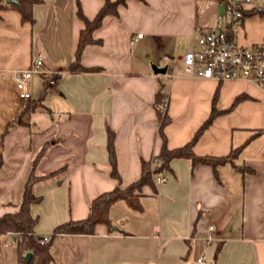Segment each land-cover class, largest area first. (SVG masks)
<instances>
[{"label":"crops","instance_id":"obj_1","mask_svg":"<svg viewBox=\"0 0 264 264\" xmlns=\"http://www.w3.org/2000/svg\"><path fill=\"white\" fill-rule=\"evenodd\" d=\"M224 2L126 0L92 33L99 42L82 50L80 64L98 71L78 74L68 71L83 28L77 9L92 19L104 0H42L33 7V24L22 23L13 9L0 12V216L17 210L45 145L37 173L63 171L34 186L36 236L86 218L98 195L135 182L141 162L156 157L162 145L157 91L167 96L168 149L184 146L207 120L192 147L196 156L223 157L239 148L215 171L171 160L164 183L110 205V229L98 224L90 235L55 236L50 264H264V93L247 81L195 79L182 71L197 31L215 26L226 14ZM235 38L246 47L261 43L264 14L241 19ZM36 53L43 58L39 75L50 77L41 102L49 112L33 103L42 83L37 98L29 91L26 102L12 79ZM153 65L166 67L165 74H154ZM47 97L54 98L50 107ZM108 131L118 179L110 175ZM8 238L0 239V264H17Z\"/></svg>","mask_w":264,"mask_h":264},{"label":"trees","instance_id":"obj_2","mask_svg":"<svg viewBox=\"0 0 264 264\" xmlns=\"http://www.w3.org/2000/svg\"><path fill=\"white\" fill-rule=\"evenodd\" d=\"M18 2L6 3L5 0H0V12L5 9H13L17 11L20 15V21L22 23H34L33 18V7L35 5L42 4V0H17ZM126 0H104L102 7L98 10L92 19H87L83 16L81 10L77 9V16L83 22V28L80 30L78 35V41L76 50L74 53V61L68 65V71L72 74H78L83 72L98 71L96 68H87L80 64V56L82 50L85 46L90 44L98 43L92 37V33L98 29L102 23V20L108 15H116L117 8L119 5L125 4ZM225 9H228L229 4L227 0L224 2ZM257 14L254 10H242V19L246 16H251ZM50 77H42L43 90L35 101L36 104L40 106L42 111L49 112L41 102L45 97L46 91L48 89V79ZM243 97L239 95L235 98L233 105L237 104ZM167 96L166 94L157 91L154 99V109L156 110L159 126L158 134L162 139V145L158 155L152 158L150 161L141 162V171L139 178L128 185L125 188L115 187L113 190L104 192L94 198L90 204L88 214L86 218L73 221L69 220L62 224L57 225L53 228L50 234V240L47 243L40 244L37 238L40 236H35L34 227L36 225V218L32 217L30 214V206L39 201V197L35 196L33 189L34 186L42 181L52 179L61 175L63 167L50 171L46 174H38L36 169L39 160L45 154L47 150V145H45L34 157L31 172L28 179L24 185L22 200L17 210L13 213H5L0 216V239L1 237L9 234L12 236V243L16 249L17 253V264H50L52 261L51 253V242L55 236L58 235H90L94 231V227L98 224L107 226L111 228L108 211L110 205L116 200H128L132 196L140 193L141 189L145 186L155 189L154 179L158 174H163L170 171L169 163L173 159H187L190 161L191 165L196 163H201L209 165L215 171L218 165L231 162V160L237 155L238 149L231 150L228 155L223 157H211L204 156L198 157L193 151L192 147L198 137L201 135L203 130L208 125L209 120H207L192 136L191 140L184 146L168 149L165 142V136L163 133V128L169 122V118L165 113ZM37 102V103H36ZM32 103V105H33ZM107 153L108 161L111 166L110 175L118 179V174L115 165V153L113 147V135L112 132H107ZM3 156L0 150V167L2 166ZM242 171H244L242 169ZM30 254V258L26 260V254Z\"/></svg>","mask_w":264,"mask_h":264},{"label":"built area","instance_id":"obj_3","mask_svg":"<svg viewBox=\"0 0 264 264\" xmlns=\"http://www.w3.org/2000/svg\"><path fill=\"white\" fill-rule=\"evenodd\" d=\"M226 14L219 16L215 26L197 31L196 47L189 48L182 57V71L185 76L195 79H213L218 82L242 80L255 84L264 93V38L259 44L241 46L236 42V32L243 17L242 10H254L264 14V1L227 0ZM43 67L41 53H36L29 68L14 71L12 79L17 96L22 101H30L29 80L33 74H39ZM166 177L158 174L154 182L161 184ZM213 226L208 231H213ZM36 236V235H35ZM37 237V236H36ZM50 235L40 236V244L47 243ZM211 241V235L206 242ZM12 243V239L5 241ZM201 259H197L200 263Z\"/></svg>","mask_w":264,"mask_h":264},{"label":"rangeland","instance_id":"obj_4","mask_svg":"<svg viewBox=\"0 0 264 264\" xmlns=\"http://www.w3.org/2000/svg\"><path fill=\"white\" fill-rule=\"evenodd\" d=\"M35 82V84H34ZM29 83L31 85V87H29V91L30 93L32 94V96L34 98H37V96L39 95L41 89H42V78L39 74H33L31 79L29 80ZM53 99L52 97H47L45 100H44V104L45 106H48L50 107L53 103Z\"/></svg>","mask_w":264,"mask_h":264},{"label":"water","instance_id":"obj_5","mask_svg":"<svg viewBox=\"0 0 264 264\" xmlns=\"http://www.w3.org/2000/svg\"><path fill=\"white\" fill-rule=\"evenodd\" d=\"M5 2L6 3H9V2H18L17 0H5ZM151 69H152V72L154 73V74H165V72H166V67H158V66H155V65H153L152 67H151ZM26 260H28L29 258H30V254L28 253V254H26Z\"/></svg>","mask_w":264,"mask_h":264}]
</instances>
